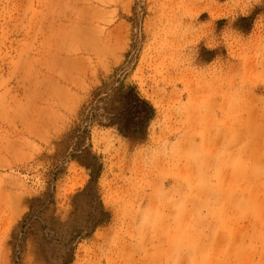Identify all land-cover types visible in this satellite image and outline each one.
I'll return each instance as SVG.
<instances>
[{
	"label": "rangeland",
	"instance_id": "obj_1",
	"mask_svg": "<svg viewBox=\"0 0 264 264\" xmlns=\"http://www.w3.org/2000/svg\"><path fill=\"white\" fill-rule=\"evenodd\" d=\"M0 264H264V0H0Z\"/></svg>",
	"mask_w": 264,
	"mask_h": 264
},
{
	"label": "trees",
	"instance_id": "obj_2",
	"mask_svg": "<svg viewBox=\"0 0 264 264\" xmlns=\"http://www.w3.org/2000/svg\"><path fill=\"white\" fill-rule=\"evenodd\" d=\"M116 78L114 75L109 76L102 86L92 92V97L81 104L78 121L74 126V133L80 141L88 138V127L93 122L116 126L123 135L144 132L154 113L152 105L141 95L136 86L124 84L122 81L117 84ZM81 151L87 159L79 161L93 169L92 181H94L100 171L96 165L101 166L97 161L98 157L92 152L88 143L81 148Z\"/></svg>",
	"mask_w": 264,
	"mask_h": 264
}]
</instances>
